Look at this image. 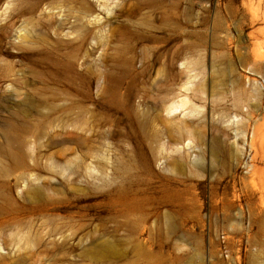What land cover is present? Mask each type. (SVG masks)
Here are the masks:
<instances>
[{
  "label": "rangeland",
  "instance_id": "374dc122",
  "mask_svg": "<svg viewBox=\"0 0 264 264\" xmlns=\"http://www.w3.org/2000/svg\"><path fill=\"white\" fill-rule=\"evenodd\" d=\"M80 2L18 0L17 25L52 11L31 49L0 27V264H264V0H110L70 43ZM194 74L179 127L161 108Z\"/></svg>",
  "mask_w": 264,
  "mask_h": 264
},
{
  "label": "bare ground",
  "instance_id": "6f19581e",
  "mask_svg": "<svg viewBox=\"0 0 264 264\" xmlns=\"http://www.w3.org/2000/svg\"><path fill=\"white\" fill-rule=\"evenodd\" d=\"M17 1L18 0H0V27L6 19L9 18V20H10V18H11L9 25L14 30V34H15V37L11 43L12 48L15 49L16 51H19V50H24V49H31V48L39 45L40 43L43 44L46 41V36L42 34L43 32H41V29H39L40 28L39 26L42 24L43 19L45 20V23H46V21H48V18L52 12L51 9L50 8L39 9V4L35 5L31 8V12L35 13V12L39 11L38 16L32 17L29 21L25 22V24L22 23L21 25L20 24L17 25V22H15V18L12 16ZM94 1L98 7V12L94 11V10L91 11L90 9H87L86 8L87 3L85 2V0H81L80 3L83 5V16L82 17L85 19V23H83L81 25H77V23L75 24L74 22L69 23L67 28L65 27L66 29H62L61 31H59L60 36H58V37L66 38L70 43H77V42H81V41L85 40V37H86L85 32H86L87 25H89V26L90 25L105 26L106 23H108V17L111 15V13L114 11V9L117 8L118 3L113 4V6H112L111 5L112 3H109L110 0H94ZM112 1H119V0H112ZM53 11H55V10H53ZM101 11L105 15L103 14L101 16ZM44 17H48V18H46L47 20ZM49 25L50 24L47 23L46 27H49ZM103 31H104V29H103ZM4 36H6V35L4 34ZM76 59H74V60H76ZM253 61H254V63L259 62V61H263V58L256 56V58H253ZM75 62L77 63V61H75ZM181 65H183V64H181ZM78 66H80V64ZM253 72L256 73V71H254V70H253ZM197 76H198V74L192 75L190 77L191 80L186 81V83L182 85L183 86L182 89L184 92L181 94L179 93L180 95L178 96V98L170 99L162 105L161 111L165 114V117L169 121H173L172 117L174 115H178L177 116L178 118H176V119H178L177 120L178 122L176 123V125H178L179 127H186V124L184 123V121L180 119L181 117L183 118V117L190 116V115L194 116L199 112L198 109L200 107L192 104L190 99H189L190 96L188 95V91L190 90L189 86L190 85L192 86L194 84V80L197 78ZM245 80H246L247 84L250 86L251 90L254 92V94L257 95L261 90V86H263V85H260V83H258V81L254 78L246 77ZM5 88H7V90L10 92V94L12 96L19 97L17 94H15V89L12 87V84L10 82L5 84ZM195 91L200 92L199 87H196ZM139 108L136 109L137 116L144 115L145 110H143V108L142 109H139ZM242 109H244L245 114H242V115L235 114L226 121L227 126L230 127L234 133L233 137H234V142L236 145H237L236 141L238 139H241L242 143L246 144V140H247L246 137H247V132H248V129H247L248 125L247 124L251 120L250 109H248L247 107L244 108V106L242 107ZM85 121H86V119H85ZM258 131H259V129L254 126L252 129V133H251V144L256 142L257 140H259V137H258L259 132ZM4 135H5V139L8 143L11 142L12 140H15V134L13 132V127L11 125H7L5 127ZM185 140H186V142H182L181 146H179L178 144L173 145V148L171 151H173V152H184L185 151L186 153H189L191 155L193 153L192 149L194 148L192 139L190 137H187ZM251 144H250V146H251ZM159 160H161V159H159ZM86 165H87V163H86ZM246 167H248L249 169H252V164L248 165V163H246Z\"/></svg>",
  "mask_w": 264,
  "mask_h": 264
}]
</instances>
